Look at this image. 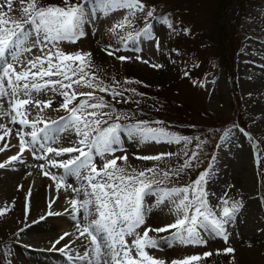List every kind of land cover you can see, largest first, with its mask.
<instances>
[{"label": "rangeland", "instance_id": "1", "mask_svg": "<svg viewBox=\"0 0 264 264\" xmlns=\"http://www.w3.org/2000/svg\"><path fill=\"white\" fill-rule=\"evenodd\" d=\"M238 1L240 2L238 9L235 10V7L232 9L235 13L232 14L235 15V23L231 21L229 26H232L231 32H235V36L231 37L235 51L232 73L227 72L223 67L215 68L214 45L215 41H218L215 11L219 5L218 0H143L145 10L137 11L134 16H128V10L122 8L105 14L97 7L96 0H88L86 20L83 25L85 36L76 43L66 40L58 43V47L66 53L91 52L92 64L97 73L93 75L88 73V78L94 77V83L102 82L110 92L112 90L123 92L122 97L113 98L108 93L96 90L95 95L103 96L105 102L111 105L110 108L96 111L110 113L111 118L103 117L109 124L122 125L121 142L115 156L127 155L126 166L129 170L134 168L140 171L157 166L165 171L179 168L189 159L192 152H196L198 159L193 161V167L185 169L178 178L173 177L153 187L170 188L190 184L211 165V175L205 187L209 193V203L214 207L217 215L220 212V207H217L218 198L221 196L230 203L242 201L245 205L235 222L226 225L229 233L227 243L219 236L214 239L208 238L203 231L201 235L208 239L206 245L182 244L179 240L171 239L166 242L165 238H170L171 232H150L149 235L158 240L159 247L148 248L147 251L155 258L166 261L167 264L172 260H182L205 252H211L213 255L200 260L198 264H222L220 256L216 253L218 250L222 252L227 247L235 249L234 264H264V203L261 200L264 197V0ZM39 3L41 6L49 4L63 6V0H39ZM80 3H83V0L78 4ZM167 6L169 8L164 14H157ZM19 8L20 5L15 0L12 11L8 13L9 16L17 20L21 19ZM149 10L153 11V17H146V12ZM0 11H8L6 0H0ZM125 16H128L131 23L123 28H115ZM162 16L173 20L172 28L161 22ZM146 25L151 26V38L141 35L136 40L122 39L129 33L134 36L141 33ZM27 27L32 31L34 26ZM205 33L208 40L204 43L199 37ZM163 36H165L162 42L164 48H161L160 40ZM40 47L20 57L23 65H16L18 71L23 70L27 60L44 54L40 51ZM48 49H52L51 44ZM105 49L115 54L109 56ZM194 53L195 57H191L190 55ZM119 56L131 57V59L121 61L117 59ZM137 56L141 59L137 60ZM184 57L193 69L189 67L188 71L182 72L184 76L180 74L179 77V65L176 66V63H181ZM143 60L149 63H143ZM152 65H161V67L154 68ZM125 80L132 83H125ZM74 88L81 92L92 91L82 86L74 85ZM132 89L135 91H131ZM34 95L38 98L56 96L60 103L62 101V98L51 91ZM29 108L28 118L35 119L38 110L31 106ZM148 112L156 116H151ZM40 115L48 120L47 117L52 114L47 108ZM65 115L67 116L68 113L65 112ZM117 116H120L119 120H116ZM170 119L179 120L181 123L171 124L168 121ZM49 120L57 119L51 116ZM139 121L151 127H164L177 136L192 138V143L185 146L183 141L179 144L141 142L139 138H134L127 132L130 126ZM157 121L162 123L158 124ZM24 130L30 131L29 128ZM226 132L227 136H225ZM13 136L14 138H11L9 135L0 141V148L4 144L13 145L12 149L0 152V163L19 153V137L17 134ZM75 139L77 141L79 138L75 135ZM49 142V146L55 143ZM197 144L200 145L199 148L196 147ZM185 152L188 156L184 155ZM160 153H174V155L166 156L161 161L136 158ZM257 154L260 157L259 165L255 162ZM62 157L63 160L69 158L68 155ZM112 158V154H105L102 158L96 156L95 160L99 166ZM21 160L22 163L15 161L5 168H0V209H8L6 214L0 215V244L5 243L8 246L10 263L82 264L72 258L84 252L83 247L89 245L88 238L85 235L76 240L79 236V232L75 231L78 221L72 219L69 207L61 206L64 199H57L56 194L67 195L68 200L79 197L66 186L58 191L50 179L42 180L33 176L35 178L33 182L31 181L33 188L30 184L26 185L28 179L25 178H32L29 173H33L35 168H38L42 159H34L30 151H25ZM118 164L125 166L122 161H118ZM16 165L24 169L25 175L24 178L22 174L20 175L18 185L24 198V203L17 207L19 212H16L10 203L9 184L3 176L8 169H16L18 167ZM156 178L162 179L161 176ZM43 181L46 182L45 185ZM69 183L77 187L85 182L70 177ZM34 185L37 186L35 188L43 186L46 196L45 199L32 205L28 203V193L29 190L35 189ZM53 200L56 202L49 208ZM143 207L145 224L136 229L138 233H142L145 227H162L173 223L177 218L174 204L171 201L158 204L155 195L146 197ZM65 209L69 211L65 212ZM50 211L62 215H48ZM16 213L18 216L15 215ZM251 217L258 222L253 225L248 224L250 227L244 232L243 223L252 222ZM39 224L44 225L43 228L41 225L38 227ZM64 225L71 228L73 235L65 237V240L56 244L55 241L62 236ZM25 229H36L34 236L50 233L52 244L49 247L37 246V242L33 245L30 240L22 237V231ZM126 239L131 244L135 237L127 236ZM73 240L75 243H71ZM68 242L71 244L69 248L77 249L60 251L59 249ZM229 255L230 259L226 260V264L232 261L233 254Z\"/></svg>", "mask_w": 264, "mask_h": 264}, {"label": "snow or ice", "instance_id": "2", "mask_svg": "<svg viewBox=\"0 0 264 264\" xmlns=\"http://www.w3.org/2000/svg\"><path fill=\"white\" fill-rule=\"evenodd\" d=\"M17 2L20 5L21 19H14L8 14L12 11L14 0H6L8 11H0V62H2L0 63V101L4 99L8 101L7 110H3V103H0V110H2L0 115L9 116L11 123L21 126L17 131L19 153L0 163V168H5L15 161L22 163L23 153L30 151L34 159L47 160V164H41L39 167L42 174L55 183L58 191L66 186L72 189L77 197L80 194L83 195V199L72 198L68 203L71 205L72 219L78 221L76 230L79 236L76 240L86 235L90 247L85 246V251L82 254L78 253L72 259L79 260L82 264H167L166 261L155 258L147 251L148 248L159 247L158 240L150 236V232H171V237L165 238L166 242L171 239L179 240L182 244L206 245L208 239L201 235L203 231L208 238L214 239L219 236L227 243L229 233L226 225L235 222L245 205L242 201L230 203L228 199L221 196L218 198L217 207H220V212L217 215L214 207L209 203V193L205 187L211 175V165L190 184L170 188L153 187L173 177L178 178L185 169L193 167V161L198 159V153L192 152L189 159L185 160L179 168L167 171L158 166L140 171L134 168L129 170L126 166L128 156H115L121 142L122 125L109 124L103 117L111 118L110 113L96 111L110 108L111 105L105 102L103 96H96L95 92L99 90L113 98L122 97L123 92L115 90L110 92L107 86L102 85V82L94 83V77L88 78L85 69L92 64L91 52L66 53L58 47L60 41L76 43L85 36L83 25L86 20L88 0H83L80 4L63 0V6L54 4L41 6L39 0H17ZM96 4L105 14L122 8L128 10V16H134L137 11L143 12L146 7L143 0H96ZM153 15L151 10L146 12V17H153ZM128 16H125L115 28H123L130 24ZM161 22L169 28L173 27L172 21L167 16H162ZM29 25L34 26L32 31L27 27ZM150 28V25H146L141 33L135 36L129 33L122 39L136 40L141 35L151 38ZM49 44L52 45V49H48ZM38 46H41L40 51L44 54L27 60L23 70L18 71L16 65L21 63L20 57L26 52H32ZM45 49L48 51L44 52ZM107 54L112 56L115 53L107 51ZM117 59L124 61L131 57L119 56ZM136 59L140 60L141 57L137 56ZM142 62L149 63L147 60ZM152 67L158 68L161 65H152ZM125 83H132V81L125 80ZM74 85L86 87L92 91H77ZM47 91L62 98L59 107L68 113L67 116L60 117L59 120H46L40 115L53 105V99L38 98L34 94H44ZM131 91L134 92L135 89ZM29 106L38 110L35 119L28 118ZM119 119L120 116H117L116 120ZM25 128H29L30 131L26 132ZM69 129L73 130L79 138L74 144L70 142V146L66 147L48 145L49 141L55 142L58 139V134L67 132ZM0 130L3 132L0 135V141L11 134V129L6 125L0 124ZM127 132L130 136L139 138L141 142L179 144L183 141L185 146L192 143V138L177 136L164 127L148 126L143 121L130 126ZM227 135L226 132L225 136ZM196 147L199 148L200 145L197 144ZM7 148L8 144H4L0 152ZM72 153L78 155L72 156ZM50 154L56 157L68 155L69 158L51 159ZM105 154H112L113 158L98 166L95 157L102 158ZM172 155L174 153H160L136 158L161 161L164 157ZM184 155L188 156V153L185 152ZM118 161H122L125 166L118 164ZM255 162L257 165L260 164L258 154ZM48 166L63 169V172L56 174L47 171ZM157 176H161L162 179H157ZM70 177L85 183L74 187L69 183ZM28 195H31V190ZM150 195L157 197L158 204L171 201L175 206L177 218L173 223L162 227H145L142 233H138L136 229L145 224L144 200ZM261 200L264 203V197ZM55 202V200L51 201L49 208ZM7 211V208L0 209V215L6 214ZM68 211L65 209V212ZM48 215L59 216L62 213L50 211ZM72 235L65 232L55 243L59 244L65 240V237ZM127 236L135 237L131 244L126 239ZM71 243H75V240ZM70 246L71 244L66 243L59 250L63 252ZM223 253L233 254L230 264H234L235 249L227 247L223 249ZM216 254L219 255L220 250ZM212 255L211 252H205L182 260H172L170 264H198L200 260Z\"/></svg>", "mask_w": 264, "mask_h": 264}, {"label": "bare ground", "instance_id": "3", "mask_svg": "<svg viewBox=\"0 0 264 264\" xmlns=\"http://www.w3.org/2000/svg\"><path fill=\"white\" fill-rule=\"evenodd\" d=\"M15 1V0H14ZM2 63V62H0ZM20 65H23L22 61L20 63ZM51 99H53V105L49 108V111L50 113L52 114L51 116L54 118V119H57L59 120L60 117H63V116H66L65 115V111L63 109H60V102L57 100L56 96H52ZM0 103H3V110H7L8 108V101L7 99H4L2 101H0ZM2 111V110H0ZM50 117H47V119L49 120ZM0 124H3V125H6L7 128L11 129V134H10V137L11 138H14V134H17L16 132L19 130V127L20 125L19 124H13L10 122V117L7 116V115H0ZM1 132V135L3 134L2 130H0ZM16 136V135H15ZM8 137V136H6ZM70 142L72 144H74L76 142V139H75V133L73 130L69 129L67 132H62L60 134H58V139H56L55 143L53 144H50L52 145V147H60V146H70ZM50 143V142H49ZM13 148V145L10 144V146H8L7 150L9 149H12ZM49 158L51 159H57V160H62L61 156L60 157H56L55 155H50ZM41 164H47V160H41L40 162V165ZM18 166V165H16ZM47 171H50V172H53V173H56V174H60V169L58 168H52L51 166H48ZM23 171L24 169L23 168H20L19 166L16 167V169L14 170H10L8 169V171L6 173L3 174L4 176V180L7 181V184H9V188H8V193H9V200L11 201L10 203H12V207L13 209L16 211V212H19L18 208L20 205H22L24 203V198L22 197V194H21V191H20V188H19V179H20V175L22 174V178H24V174H23ZM28 175V174H27ZM30 176H32V178H25V179H28V183L26 182V185L27 184H30V186L33 188L32 186V183L31 181L33 182L35 180V178H40L42 180H44L46 178V176H44L42 174V171L40 169V167L38 166V168H35V171L33 173L30 174ZM33 176L35 178H33ZM49 178V177H48ZM44 182V181H43ZM46 182H44V185H45ZM29 186V187H30ZM37 187L36 185H34V188ZM79 187V186H77ZM22 188V187H21ZM20 192V193H19ZM45 193H46V190L43 186L38 187V188H35L33 190H31V195L29 196V204H37L41 199H45ZM69 194V193H68ZM67 196V195H66ZM66 196H61L59 195L58 193L56 194V198L57 199H64L63 200V203L61 204L62 207H66V208H70L71 209V205L68 203V198H66ZM79 199H83V195L80 194L79 195ZM16 216H18V214L16 213L15 214ZM253 216V214H252ZM252 219V222H244L243 223V231H247L248 228L250 227V225H253V223H257L258 220L257 219H254L253 217H251ZM250 224V225H248ZM41 225V227L43 228L44 225L42 224H39L38 227ZM45 228V227H44ZM76 229V228H75ZM39 231V230H38ZM76 232H78L77 230H75ZM36 233V229L33 230V229H25L24 231H22V237L26 240H30L32 242V244L36 245V242L38 243L37 246H42V245H45L46 247H49V245H51L52 243H50L52 240H50V233L48 234H37L36 236L33 235V233ZM63 233L67 232V233H72L71 231V228H69V226L67 225H64L63 226V230H62ZM74 232V231H73ZM62 233V235H63ZM69 243V242H68ZM90 247V245H87ZM84 248V251H85V247ZM76 250L77 248H67L65 249V251L67 250ZM76 252V251H75ZM81 262V261H79ZM82 263V262H81Z\"/></svg>", "mask_w": 264, "mask_h": 264}, {"label": "trees", "instance_id": "4", "mask_svg": "<svg viewBox=\"0 0 264 264\" xmlns=\"http://www.w3.org/2000/svg\"><path fill=\"white\" fill-rule=\"evenodd\" d=\"M218 2H219V5H217L216 11H215V19L217 20L216 37L218 40L217 42L215 41V45H214V47H215L214 59L216 58L215 68L223 67L226 69L227 72L232 73L235 51H234V47L231 44V37L235 36V32L234 31L231 32L230 29L232 26L231 27H229V26H230L231 21L233 23H235L234 22L235 15L234 16L232 15L235 13H234V10L232 11V9L235 7L236 8L235 10H237L238 4H240V2L238 0H218ZM168 8L169 7L167 6L166 8L160 10L161 13L164 14V12ZM224 17H226V19H224ZM220 20H224V21H220ZM199 40L200 41L204 40L203 42L205 43V40H208L206 37V33L203 34L202 36H200ZM190 56L195 57V53L190 55ZM178 65H179L178 67L180 70L178 73L179 76H180V74L183 75L186 71H188L189 67H190V69H193L192 68L193 66H191V64H188V61H186L185 57L182 58L181 63H178ZM86 71H87V73H89L91 75L97 73V71L93 68V66H89L88 68H86ZM182 72H184V73H182ZM234 93L236 94L235 91H234ZM236 99H237V96H236ZM150 114L156 116L153 113H150ZM168 121L171 124H173V123L180 124L181 123V121L176 120V119H170ZM186 123H188V122H186ZM191 124L193 125L192 122H191ZM8 253H9V251H8L7 245L1 243L0 244V264H10V262L7 259ZM219 256H220V259L222 261V264H226V260L230 259L229 254H224L223 251L220 252Z\"/></svg>", "mask_w": 264, "mask_h": 264}]
</instances>
